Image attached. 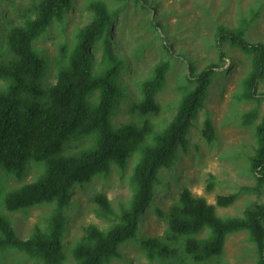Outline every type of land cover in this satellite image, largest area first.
<instances>
[{"label":"rangeland","instance_id":"374dc122","mask_svg":"<svg viewBox=\"0 0 264 264\" xmlns=\"http://www.w3.org/2000/svg\"><path fill=\"white\" fill-rule=\"evenodd\" d=\"M38 0H0V63L9 59L6 37L9 30L33 17V4ZM104 1L113 13L112 52L120 61L115 78L121 95L110 116L113 129L131 123L141 126L148 120L154 131H162L172 120L182 96L194 86L193 75L206 65L217 64L208 87L203 107L198 109L188 131L187 149L177 150L172 165L158 174L152 199L139 218L135 237L117 247V255L107 264H258L254 243L248 232L228 234L222 253L202 262L194 261L184 250L187 237L173 239L168 220L172 206L178 204L181 191L187 189L215 207L223 220L243 218L254 204H264V183L250 171V158L257 146L256 127L264 115V76L257 84L259 97L243 100V80L251 69L250 55L229 43L219 42L218 28L243 29V38L264 44V0H72L61 21L54 20L33 42V48L44 60L41 81L44 90L55 83L58 72L68 65L69 55L81 29L91 21L89 5ZM223 54V59L220 54ZM101 44L92 48L93 74L103 69ZM166 63L168 70L163 87L155 94L157 114L147 116L132 112L143 99L142 83L153 76L157 65ZM193 68V75L190 73ZM10 81L0 78V91ZM42 98L48 99L47 95ZM34 100L35 104L42 102ZM94 94L90 101H96ZM256 111L257 118L245 123V116ZM212 121L215 140L202 138L205 121ZM97 140L91 133L68 140L65 155L89 150ZM142 150L127 160L124 169L111 164L107 175H98L89 183L74 185L68 206L63 212L61 264H75L73 249L82 241L88 226L109 230L118 221L122 208L130 206L133 193L132 174ZM44 164L29 160L21 178L0 168V213L10 222L16 236L28 239L35 226L45 230L54 204L7 212L4 197L31 183L44 173ZM236 196L227 207L216 204L218 196ZM104 196L113 214L103 216L94 197ZM204 230L195 238H207ZM157 239L173 253L149 258L143 242ZM0 264H44L13 248L0 249Z\"/></svg>","mask_w":264,"mask_h":264},{"label":"trees","instance_id":"16d2710c","mask_svg":"<svg viewBox=\"0 0 264 264\" xmlns=\"http://www.w3.org/2000/svg\"><path fill=\"white\" fill-rule=\"evenodd\" d=\"M72 0H38L33 4L32 18L9 30L6 44L9 59L0 63V78L10 81L0 91V168L21 178L29 160L44 164V173L35 181L4 197V209L9 213L42 204H54L45 230L35 226L28 239H19L8 219L0 213V249L13 248L41 259L44 264H61L63 212L68 206L74 185L89 183L98 175H107L111 164L124 169L127 160L142 150L132 174L133 193L130 206L122 208L118 221L109 230L88 226L82 241L73 249L75 264H107L117 255V247L135 237L139 218L153 195V188L161 169L172 165L177 150H186L191 120L203 107L207 90L217 64L206 65L193 75L194 86L181 98L176 112L162 131H154L145 120L141 126L131 123L113 129L110 116L121 95L115 78L120 61L112 52L110 40L113 13L104 1L89 5L91 21L81 29L69 55L68 65L62 68L54 84L47 90L41 85L45 71L44 60L33 48L52 21H61ZM243 29L218 28L220 43H229L250 55L251 69L243 80V100H256L257 84L264 76V44L251 43L243 38ZM101 44L103 69L93 74L92 48ZM224 55L221 53L220 58ZM168 70L166 63L154 69L153 76L142 83L143 99L132 112L147 116L157 114L155 94L163 87ZM97 94L96 101L90 98ZM47 95L48 99L42 98ZM264 96V94H263ZM42 102L35 104L34 100ZM257 118L256 111L245 116V123ZM97 133V140L87 151L65 155L63 148L70 139ZM202 138L215 140V128L207 119ZM257 146L250 158L251 173L257 185L264 183V115L256 127ZM236 196H218L216 204L227 207ZM94 202L103 216L113 214L109 201L97 195ZM169 235L173 239L185 236L184 250L194 261L202 262L222 253L228 234L249 233L257 254V263L264 264V204H254L243 218L223 220L215 215V207L205 199L195 197L187 189L181 191L178 204L171 207L168 220ZM204 230L207 238H195ZM148 257L173 253L157 239L143 242Z\"/></svg>","mask_w":264,"mask_h":264}]
</instances>
